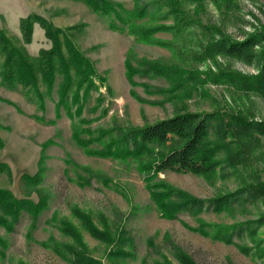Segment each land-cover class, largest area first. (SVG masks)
Listing matches in <instances>:
<instances>
[{
  "label": "rangeland",
  "instance_id": "rangeland-1",
  "mask_svg": "<svg viewBox=\"0 0 264 264\" xmlns=\"http://www.w3.org/2000/svg\"><path fill=\"white\" fill-rule=\"evenodd\" d=\"M110 1L127 9L133 6V0ZM172 1L180 10L189 15L195 14L199 24L217 25L232 36H237L240 30L264 27V0ZM32 13H39L64 29L77 48L92 61L104 82L102 78H94V85L84 97V88L80 87L77 90L79 101H68L72 114L69 117L66 107H60L58 116H55L57 88L61 79L58 69L53 84L48 86L39 82L43 110L33 100V94L27 93L20 84L13 87L5 85L0 76V137L4 141L0 148V161L7 163L11 170L10 179L0 172V187L22 197L19 177L24 172L35 173L43 153L46 167L39 186L49 195L47 207L38 216L30 237L26 236L30 219L25 212L21 213L12 232L5 233L0 227V236L8 241L0 264H70L41 244L49 236L57 240L67 239L57 229L59 220H70L90 254L100 258L103 264H155L164 259L169 264H181L164 242L165 236H169L198 264H264V224L253 229L255 224L251 222L264 215V194L258 200L235 203L229 209L202 210L197 215L180 212L174 218H165L150 197L143 173L131 158L122 160L88 154L71 137V123L78 122L79 118L88 120L87 124L81 125L90 129L107 127L112 116L121 122L142 125L145 121L170 116L182 108L210 111L215 107H224L241 111L252 120H264V93L240 90L220 80L205 79L200 90L193 88L181 98L163 96L158 92L157 88L172 86L165 76L148 77L135 73V84L130 85L123 65L128 50L132 65H137L140 59L158 60L162 65L175 64L184 70H197L204 74L202 77H206L205 72H214L220 67L243 74L256 73V68L219 55L190 61L186 59L185 52L180 56L175 54L171 48L173 43H179L187 51L194 49L192 44L202 38L200 28L195 25L187 28L179 39L170 29H157L152 37L161 42L153 43L129 34L126 27L123 32L111 30L105 19L93 13L82 0H0V27L34 67L37 66L39 49L50 48L51 42L37 22L33 23L31 40L26 42L23 39L20 19ZM174 22L173 14L168 12V6L162 0L151 2L146 14L134 19V23L147 26L171 25ZM116 24L119 22L116 21ZM59 37L62 39V35ZM62 51H65L63 46ZM2 60L0 51V71ZM70 71L73 72L72 67ZM187 86L181 93L188 90ZM131 89L143 100L136 99ZM151 100L159 102H149ZM78 104H82V108L80 114L74 116ZM51 120L53 122L49 123ZM260 141L261 146L250 154L246 171L239 168L236 173L223 178L217 173L206 177L166 170L158 173L156 179L202 198L237 189L249 173L258 175L264 182V137ZM74 163L88 167L90 172L99 171L106 178L99 180L90 176L87 181L82 180L80 176L87 177V173L75 169ZM30 198L36 201V193H32ZM72 207L89 213L99 228L102 226L99 214H104L113 230L125 231L124 235L132 243H126L124 250H130L132 254L108 255L106 245L87 232L77 216L72 214ZM52 214H55L56 221L51 220ZM200 224L205 225V235L195 230ZM217 228L233 230L231 241L217 238Z\"/></svg>",
  "mask_w": 264,
  "mask_h": 264
},
{
  "label": "trees",
  "instance_id": "trees-1",
  "mask_svg": "<svg viewBox=\"0 0 264 264\" xmlns=\"http://www.w3.org/2000/svg\"><path fill=\"white\" fill-rule=\"evenodd\" d=\"M82 1L93 13L102 16L111 30L123 32L126 27L129 34H134L146 42H161L152 37V33L157 29H170L179 39L185 34L187 28L192 25L198 26L202 38L192 44L194 49L184 51L179 43H173L171 48L175 54L180 56L185 52L186 59L190 61L219 55L251 65L257 71L253 74H243L237 70L220 67L217 71L205 72L206 77H202L204 74L197 70L191 68L184 70L175 64L162 65L158 60L140 59L137 65H132L131 52L128 50L123 65L125 78L130 85L135 84L133 75L138 73L148 77H167L172 86L168 89L157 88L163 96L181 98L193 88L200 90L205 79L220 80L240 90L264 93V27H255L251 31L240 30L237 36H232L217 25L199 24L195 14L189 15L180 10L172 0H162V3L168 6V12L173 14L175 22L171 25L147 26L134 23V19L142 18L154 0H133L131 9L110 0ZM116 21L119 24H116ZM34 22L39 24L44 30L45 37L51 42L50 48L39 49L36 67L0 27V51L3 54L0 71L2 82L9 87L20 84L27 93L33 94V100L43 110V94L39 90V82L48 86L53 84L55 71L58 69L61 79L57 88L55 116H58L60 107H66L68 116L72 117L69 107L71 103L79 101L77 90L83 87L84 97L88 89L94 85V78L102 77L96 71L92 61L77 48L64 29L54 25L39 13H32L20 19L19 28L26 42L31 40ZM74 26L75 24L71 28ZM62 46L65 51H62ZM70 67L73 68V72L70 71ZM185 85L188 90L181 93ZM130 92L136 99L143 100L132 89ZM69 99L71 103L68 105ZM149 102L155 103L159 100ZM81 108L82 104L76 106L74 116L80 114ZM36 119L39 120V118ZM52 122L53 120L49 121V123ZM82 123L87 124L88 120L79 118L78 122L71 123V137L74 142L91 155L122 160L131 158L138 170L143 173V180L150 197L159 213L165 218H174L180 212L197 215L202 210L229 209L235 203L255 201L264 194V182L258 175L253 176L250 173L244 179L242 178L241 185L237 189L209 198L192 195L163 180L156 179L158 173L166 170L191 172L206 177L217 173L223 178L236 173L239 168L246 171L250 164V154L261 146L260 138L264 137V120H252L241 111L224 107H215L210 111H189L182 108L170 116L151 122L145 121L142 125L121 122L114 116L111 117V124L104 128L90 129L83 127ZM93 144L96 146H92ZM3 145L4 141L0 137V148ZM44 146L45 144L43 148ZM73 166L79 171L82 170L84 174L87 173V177L80 176L82 180L87 181L90 176L99 180L106 178L99 171L90 172L86 166H79L76 163ZM45 167L42 153L38 159L36 172L33 174L24 172L20 175L22 197L15 196L8 188L0 187V227L5 233L14 230L21 213L25 212L30 219L26 236L30 237L31 230L35 227L38 216L47 207L49 198L48 192L39 186ZM0 172H4L9 179L11 178L10 167L3 161H0ZM32 193H36V201L30 198ZM71 209L72 214L77 216L87 232L106 245L108 255L132 254V251L124 250L125 244L131 245L132 241L124 235L125 231L122 229L119 232L113 230L104 214H99L100 225H102L99 228L98 223L89 213L76 207ZM51 220L56 221L55 214H52ZM251 222L255 224L253 229L264 224V215ZM57 229L67 239L57 240L49 236L41 242L44 247L49 248L70 264H103L100 258L90 254L88 246L81 240L76 226L70 220H59ZM195 230L203 235L207 232L204 224H200ZM216 232H218L217 238L225 242H230L234 234L233 230L225 228H217ZM164 242L179 263L198 264L169 236L164 237ZM7 245V239L0 236L1 260L5 257L4 251ZM163 261H156L155 264H169L166 259Z\"/></svg>",
  "mask_w": 264,
  "mask_h": 264
}]
</instances>
